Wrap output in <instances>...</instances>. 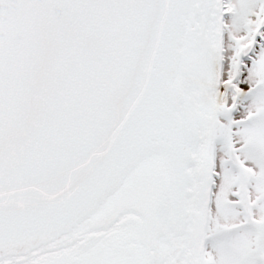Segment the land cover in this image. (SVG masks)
<instances>
[{"label":"water","instance_id":"water-1","mask_svg":"<svg viewBox=\"0 0 264 264\" xmlns=\"http://www.w3.org/2000/svg\"><path fill=\"white\" fill-rule=\"evenodd\" d=\"M188 3L0 0L1 251L40 254L154 152L178 177L167 219L186 221L198 135L168 92Z\"/></svg>","mask_w":264,"mask_h":264},{"label":"flooded vegetation","instance_id":"flooded-vegetation-1","mask_svg":"<svg viewBox=\"0 0 264 264\" xmlns=\"http://www.w3.org/2000/svg\"><path fill=\"white\" fill-rule=\"evenodd\" d=\"M231 10V0H189L179 75L168 95L198 135L196 148L186 147L195 155L187 162L186 221L174 227L167 219L160 197L178 177L171 159L154 153L124 179L120 199L112 194L67 239L60 235L42 252L69 249L70 264H217V256L224 264L236 257L264 264V78L255 69L244 74L257 66L262 48L237 51L229 36ZM124 235L134 240L124 244ZM206 243H214V251ZM39 258L0 251V264H37Z\"/></svg>","mask_w":264,"mask_h":264},{"label":"rangeland","instance_id":"rangeland-1","mask_svg":"<svg viewBox=\"0 0 264 264\" xmlns=\"http://www.w3.org/2000/svg\"><path fill=\"white\" fill-rule=\"evenodd\" d=\"M232 10L231 15L228 20V28H229V36L234 41L235 47L239 53L248 54L250 49L254 48L255 45L261 46L262 49L259 50L257 54L258 64L257 66H248V70H244V74L248 76L251 72L253 73L254 69L257 74L262 75L264 78V0H231ZM257 34H260V38H257ZM184 49L181 47V52ZM181 55V54H180ZM239 59V56H238ZM237 67L239 68V63L237 61ZM243 68V67H242ZM179 73L177 72L175 78L173 79L174 83L178 77ZM240 75V74H239ZM245 75H243V79L239 81V83L243 84L245 81ZM222 95H228L226 90H222L220 92ZM160 154V153H157ZM162 156V155H161ZM133 178H136V172H133ZM148 187H152L151 184ZM125 191V190H124ZM129 191V190H128ZM153 192L149 193V196L145 197L143 202H137L136 204L140 207H143L144 204L147 203L152 197ZM117 199H120V188L117 193L114 194ZM120 201V200H119ZM118 201V202H119ZM117 203V202H116ZM140 225L141 222H138ZM210 232H208L209 235ZM211 234V233H210ZM67 235L64 234L61 237L62 239H67ZM123 238V237H122ZM134 239L132 236L124 235V244L132 242ZM137 240V239H136ZM208 240V238H207ZM200 243L197 242L193 245V250L196 251L197 246ZM206 248L210 251H214V243H206ZM124 248V247H122ZM84 255V252L80 253ZM72 253L69 249H61L57 253H48L43 254L41 258H39V262L37 264H70L72 259ZM126 261V258H125ZM217 264H224V259L222 256L216 257ZM254 264L253 260L236 257L230 264ZM27 264H34L33 262ZM122 264V263H121Z\"/></svg>","mask_w":264,"mask_h":264},{"label":"bare ground","instance_id":"bare-ground-1","mask_svg":"<svg viewBox=\"0 0 264 264\" xmlns=\"http://www.w3.org/2000/svg\"><path fill=\"white\" fill-rule=\"evenodd\" d=\"M221 99H222V98H221ZM161 177H162V174L159 175V178H161Z\"/></svg>","mask_w":264,"mask_h":264}]
</instances>
